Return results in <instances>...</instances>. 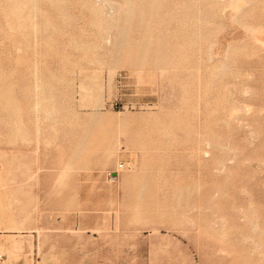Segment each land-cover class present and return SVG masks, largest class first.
Wrapping results in <instances>:
<instances>
[{
    "label": "rangeland",
    "instance_id": "obj_1",
    "mask_svg": "<svg viewBox=\"0 0 264 264\" xmlns=\"http://www.w3.org/2000/svg\"><path fill=\"white\" fill-rule=\"evenodd\" d=\"M259 39L264 0H0V150L42 201L3 260L264 264Z\"/></svg>",
    "mask_w": 264,
    "mask_h": 264
},
{
    "label": "bare ground",
    "instance_id": "obj_2",
    "mask_svg": "<svg viewBox=\"0 0 264 264\" xmlns=\"http://www.w3.org/2000/svg\"><path fill=\"white\" fill-rule=\"evenodd\" d=\"M259 40L264 44V39ZM29 134L24 122L21 134L24 142ZM0 164V185L14 183L18 186L19 192L10 195L0 191V232L3 229L15 232L2 235L0 255H6L25 250L24 240L21 238L23 229H31L35 226L42 201L40 193L33 189L35 184L28 182L33 178L35 170H33V163L29 161V151L25 145L20 146L16 152L0 150ZM29 245L33 247L32 241L29 242Z\"/></svg>",
    "mask_w": 264,
    "mask_h": 264
},
{
    "label": "built area",
    "instance_id": "obj_3",
    "mask_svg": "<svg viewBox=\"0 0 264 264\" xmlns=\"http://www.w3.org/2000/svg\"><path fill=\"white\" fill-rule=\"evenodd\" d=\"M125 167H126V163H125V162H120V163H119L118 168H119L120 170H123ZM3 256H4L3 254L0 255V260L3 258Z\"/></svg>",
    "mask_w": 264,
    "mask_h": 264
},
{
    "label": "crops",
    "instance_id": "obj_4",
    "mask_svg": "<svg viewBox=\"0 0 264 264\" xmlns=\"http://www.w3.org/2000/svg\"><path fill=\"white\" fill-rule=\"evenodd\" d=\"M2 239L3 237L0 238V243L2 242ZM11 263H13V261H8L7 258H5V260L0 261V264H11Z\"/></svg>",
    "mask_w": 264,
    "mask_h": 264
}]
</instances>
